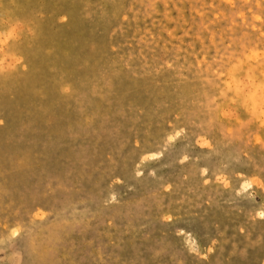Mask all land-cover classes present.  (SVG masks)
I'll return each instance as SVG.
<instances>
[{"label": "rangeland", "instance_id": "rangeland-1", "mask_svg": "<svg viewBox=\"0 0 264 264\" xmlns=\"http://www.w3.org/2000/svg\"><path fill=\"white\" fill-rule=\"evenodd\" d=\"M0 195V264H264V0H0Z\"/></svg>", "mask_w": 264, "mask_h": 264}, {"label": "bare ground", "instance_id": "bare-ground-1", "mask_svg": "<svg viewBox=\"0 0 264 264\" xmlns=\"http://www.w3.org/2000/svg\"><path fill=\"white\" fill-rule=\"evenodd\" d=\"M27 166H29L30 168H32L33 169V175L35 176V177H38L39 179H38V183L36 184V185H38L37 187H35L36 185H34V183H31L30 182V179H26V176H24V178H23V182H22V184L20 185V186H18V187H8L9 188V191H13V189H21V188H27L28 189V195H24V196H26V202H31V203H33L34 201H33V198L34 197H36L37 198V200H38V198H41V196H39V195H37L36 194V190H37V188L39 187V192L41 193L42 192V189H43V184H42V172H40V171H37V170H35L34 169V165H27ZM43 177H44V174H43ZM42 178V179H41ZM4 193V192H3ZM8 193V192H7ZM10 194V193H9ZM1 196V195H0ZM8 196V195H7ZM7 200H8V198H6ZM40 200V199H39ZM38 200V201H39ZM11 201H14V197H12L11 196ZM0 204H2V203H0ZM2 206V205H1ZM2 208V207H1Z\"/></svg>", "mask_w": 264, "mask_h": 264}]
</instances>
